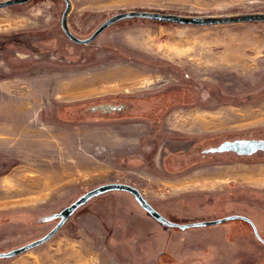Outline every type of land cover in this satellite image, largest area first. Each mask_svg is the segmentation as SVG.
I'll return each mask as SVG.
<instances>
[{
  "label": "rangeland",
  "instance_id": "374dc122",
  "mask_svg": "<svg viewBox=\"0 0 264 264\" xmlns=\"http://www.w3.org/2000/svg\"><path fill=\"white\" fill-rule=\"evenodd\" d=\"M70 2L67 24L80 39L131 10L264 12V0ZM64 6L30 0L0 9V128L14 135L4 146L10 134L0 132V252L43 237L54 214L110 183L138 189L170 221L244 215L264 223V154L188 158L192 143L199 155L228 134L264 131V22L127 19L78 45L60 28ZM24 107L25 116L10 113ZM33 178L27 188L22 179ZM226 231L169 229L131 194L111 191L79 207L45 243L0 264H264V247L237 232L233 246L244 251H223Z\"/></svg>",
  "mask_w": 264,
  "mask_h": 264
},
{
  "label": "water",
  "instance_id": "95a60500",
  "mask_svg": "<svg viewBox=\"0 0 264 264\" xmlns=\"http://www.w3.org/2000/svg\"><path fill=\"white\" fill-rule=\"evenodd\" d=\"M30 0H3L0 1V9L22 5L27 3ZM65 4L64 9L61 13L60 18V28L63 34L71 42L78 45H88L91 43L100 33H102L110 25L127 19H143V20H155L160 22H168L179 25H195V26H207V25H223V24H234V23H250V22H264V12H254V13H239L231 15H220V16H188V15H178L172 13H162V12H153V11H139L131 10L120 12L114 14L107 19H105L93 32L92 34L85 38L80 39L74 36L67 24V17L71 9L70 0H62ZM111 191H124L131 194L140 208L146 212L151 218L159 222L162 225H165L170 228H178L184 230L189 227H200V226H212L221 224L227 220H235L243 218L238 215H231L221 219H215L210 221H200L186 224H177L167 220L159 212H157L142 196L140 191L130 185L123 183H110L97 186L86 193L79 196L71 204L63 208L60 212L54 214V218L57 219V223L54 227L46 233L43 237L27 243L21 247L6 251L0 252V259L2 258H11L16 255H19L25 251H28L34 247H37L50 238H52L57 231L62 227V225L68 220V218L82 205L87 203L90 199ZM244 219V218H243Z\"/></svg>",
  "mask_w": 264,
  "mask_h": 264
},
{
  "label": "flooded vegetation",
  "instance_id": "af4514ba",
  "mask_svg": "<svg viewBox=\"0 0 264 264\" xmlns=\"http://www.w3.org/2000/svg\"><path fill=\"white\" fill-rule=\"evenodd\" d=\"M211 143L213 144L214 141H212ZM217 143L218 144L214 143L215 144L214 146H210L207 149L206 148L203 149L200 152L201 154L199 155L196 153L197 150L195 143H192L188 149V151H190L188 158L195 161L196 159H199L201 157H206V158L208 157L211 159L212 158L219 160L222 159L226 162L238 161V160L239 161L259 160L261 157H263L262 155L264 154V131L258 129L256 131L241 133V134L238 133L236 135L228 134L223 139L219 140ZM184 153H187V151H185ZM180 159H186V157H181ZM238 216H242L244 219L239 218L235 220H227L221 224H218V225L226 224L227 226L226 236L228 238L227 240L229 241V243H227L228 244L226 245L227 247L223 248V251H244V248L238 249L233 246L234 232H237L239 236H242L243 238L252 241L255 245H260L264 247V235L262 233L264 228L263 226L264 223L259 222L248 216H244V215H238ZM171 222L177 224L193 223V222L183 223L177 221H171ZM167 228L173 229L170 227Z\"/></svg>",
  "mask_w": 264,
  "mask_h": 264
},
{
  "label": "bare ground",
  "instance_id": "6f19581e",
  "mask_svg": "<svg viewBox=\"0 0 264 264\" xmlns=\"http://www.w3.org/2000/svg\"><path fill=\"white\" fill-rule=\"evenodd\" d=\"M124 74V73H123ZM129 74V73H128ZM67 88V87H66ZM18 107V106H17ZM25 108V107H24ZM17 109V108H16ZM15 110V109H14ZM12 111V110H11ZM14 112H16L18 115H27V114H29L31 111L29 110V109H27V108H25V109H17V110H15V111H12V112H10V113H14ZM14 122H17L16 124L18 125V127L19 128H21L22 126H26L27 125V120H24V121H19V119H17V121H14ZM15 124V123H14ZM23 131H25L26 133H28L27 132V129H25V130H23ZM0 132H6V133H8V134H10V136H4L3 138H1V140L3 139V145L5 146L6 145V143H7V139H12V137L14 136V135H12L11 133H9L8 131H7V127L4 125V126H2V128H0ZM20 132V131H19ZM18 132V133H19ZM23 134V133H22ZM20 135H21V132H20ZM16 136V135H15ZM21 136H23V135H21ZM17 137V136H16ZM22 138V137H21ZM18 140H20V139H18ZM22 140V139H21ZM23 142H26V141H23ZM1 143V142H0ZM28 144H30V143H28ZM52 166V165H51ZM54 166V165H53ZM32 167H34V166H32ZM37 168V167H36ZM43 172V171H42ZM57 173V172H56ZM23 174V173H22ZM22 174H17V176H21L22 177ZM44 177H47V176H45V175H43ZM39 177V176H38ZM42 178V177H41ZM56 178V177H55ZM21 179V178H20ZM47 179V178H46ZM52 179V178H51ZM53 180V179H52ZM22 181H24V183L26 182V184L28 185V187L27 188H29L30 186H32L33 184H36V179L35 178H33V179H28L27 181L25 180V179H22ZM49 182V181H48ZM23 183V184H24ZM44 184V183H43ZM47 184V183H46ZM50 184V183H49ZM39 185V184H38Z\"/></svg>",
  "mask_w": 264,
  "mask_h": 264
},
{
  "label": "trees",
  "instance_id": "16d2710c",
  "mask_svg": "<svg viewBox=\"0 0 264 264\" xmlns=\"http://www.w3.org/2000/svg\"><path fill=\"white\" fill-rule=\"evenodd\" d=\"M140 20H143V19H140ZM152 22H157V23H162V24H172V23H168V22H160V21H155V20H150ZM58 221V220H57Z\"/></svg>",
  "mask_w": 264,
  "mask_h": 264
}]
</instances>
